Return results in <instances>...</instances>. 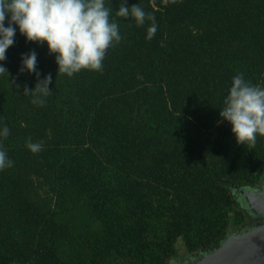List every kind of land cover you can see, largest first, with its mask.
Wrapping results in <instances>:
<instances>
[{
  "label": "trees",
  "instance_id": "trees-1",
  "mask_svg": "<svg viewBox=\"0 0 264 264\" xmlns=\"http://www.w3.org/2000/svg\"><path fill=\"white\" fill-rule=\"evenodd\" d=\"M264 172V0H0V264L214 250Z\"/></svg>",
  "mask_w": 264,
  "mask_h": 264
},
{
  "label": "rangeland",
  "instance_id": "rangeland-1",
  "mask_svg": "<svg viewBox=\"0 0 264 264\" xmlns=\"http://www.w3.org/2000/svg\"><path fill=\"white\" fill-rule=\"evenodd\" d=\"M230 192L239 207L242 208L243 211L247 214L249 221L242 228L236 230L229 228L224 240H231L233 243H240L255 237L257 234L263 231L262 229L264 228V214L257 211L254 207L253 202L250 201L247 197L251 196L254 198L255 196H258L260 193L264 192V172L261 175V178L256 186L231 188ZM175 248L178 251V256L174 259H171L168 264H193L197 261L195 259L200 258V255L203 254L198 253L195 255L193 254L185 256L182 251L183 246L179 239H177V241L175 242Z\"/></svg>",
  "mask_w": 264,
  "mask_h": 264
},
{
  "label": "water",
  "instance_id": "water-1",
  "mask_svg": "<svg viewBox=\"0 0 264 264\" xmlns=\"http://www.w3.org/2000/svg\"><path fill=\"white\" fill-rule=\"evenodd\" d=\"M247 198L264 214V192ZM262 230L258 236L240 243L224 240V237L214 250L201 254L193 264H264V228Z\"/></svg>",
  "mask_w": 264,
  "mask_h": 264
}]
</instances>
